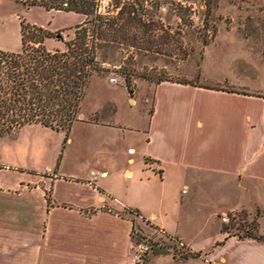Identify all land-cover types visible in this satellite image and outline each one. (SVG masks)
Masks as SVG:
<instances>
[{
  "label": "crops",
  "instance_id": "obj_1",
  "mask_svg": "<svg viewBox=\"0 0 264 264\" xmlns=\"http://www.w3.org/2000/svg\"><path fill=\"white\" fill-rule=\"evenodd\" d=\"M246 27L220 25L214 37L222 30L226 34L239 31L243 37L241 32L248 30ZM120 90L121 101L127 104L129 90L125 85ZM147 90L151 94L150 108L145 121L137 125L115 120L118 108L111 96L82 110L88 116L104 110L100 108L106 103L117 108L105 112L101 122L78 118L71 123L62 148L72 143L70 134L75 126L104 130V147L88 158L94 162L88 172H58L60 163L58 167L56 163L53 177L48 180L52 197L49 203L39 198L37 190L19 187L25 177L39 181L41 173L25 175L0 168V264H159L155 258L163 254L136 263L122 259L117 252L120 248L114 252L122 244L126 251L131 246V227L129 220L105 209L106 203L113 210L129 207L138 211L198 254L186 258L171 256L174 262L264 264V239L226 234L219 224L206 239L186 241L180 229L181 209L192 203V197L182 195L207 176L214 188V206L221 207L214 215L245 212L249 216L254 208L258 212V234L264 233V90L232 86L226 84V78L222 83L214 80L203 84L171 76L156 81ZM126 130L131 141L127 136L125 150L106 152L105 147L113 149L111 145L119 142ZM136 142L140 143L139 148ZM120 155L124 161L114 171L112 158ZM135 172L140 183L149 182L151 177L160 185V200L154 201L149 192L145 195L153 201L147 210L129 206L117 196L118 175L128 179ZM152 205L158 209L150 208ZM98 219L115 225L120 233L123 228L122 240L108 239L111 246H106L107 256L100 259L93 255L101 251L95 232ZM67 223L72 227H66ZM104 232L107 237L113 236Z\"/></svg>",
  "mask_w": 264,
  "mask_h": 264
},
{
  "label": "rangeland",
  "instance_id": "obj_2",
  "mask_svg": "<svg viewBox=\"0 0 264 264\" xmlns=\"http://www.w3.org/2000/svg\"><path fill=\"white\" fill-rule=\"evenodd\" d=\"M40 1L54 6L59 0ZM186 1L194 4L192 18L186 10L178 9L174 12L170 9L165 14V28L154 24L143 26L126 17L113 24L112 29L106 24H100L102 36L94 40V54L101 69L92 72L85 83L76 120L78 114H81V121L101 122L99 119H104L105 112L118 108L115 120L140 124L147 118L146 113L150 108L151 94L147 90L148 87L170 76L183 81H200L203 84L214 80L222 83L226 78V84L232 86L264 90V0ZM85 2L87 5L83 9L86 15L80 12L45 9L42 5H32L30 0H0V52L20 50V23L27 24L28 30H31L32 26H40L43 31L48 32L50 35L43 39L46 49H63L64 43L74 38L75 32H79L86 19L90 18V0ZM77 7L81 9L80 5ZM175 14L180 17L179 21L176 20ZM234 24L248 26V30L241 32L247 39L239 36V31L226 34L223 30L214 37L218 26ZM111 73L117 79L113 85L107 83ZM122 85L129 90L127 104L124 100L121 101ZM110 96L116 100L117 108L111 103H106V106L100 108L104 110L98 111L99 115L95 113L87 116L82 113L85 107L87 109L90 105L101 102L104 97ZM84 128L75 126L70 134L72 143L64 148L63 131H55L39 124H25L11 133L2 134L0 168L25 175L41 173L39 181L33 182L25 177L19 187L37 190L39 198H44L49 203L52 197L48 180L53 177L56 163L57 167L60 163L56 170L58 172H88L94 167V162L88 158L96 151L103 150L101 143L105 131L93 127ZM126 132H123L125 135L119 142L111 145L113 149L107 150L105 147L104 150H125L127 136L131 141L130 132ZM136 136L138 138L140 135ZM136 136L134 135L135 140ZM135 145L139 148L140 143L136 142ZM100 155L102 154L98 156ZM123 161V155L113 157L112 169H120ZM118 176L120 181L116 188L117 196L125 204L136 208L138 205L147 210L153 203L151 198H154V201L160 200V185L155 178L149 177V182L140 183L136 172L128 179L120 174ZM202 179L203 181L192 184L188 192L182 195L184 198L192 197L191 205L182 208L180 212V229L186 241L195 239L197 242L200 238L206 239L212 235L213 227L219 224L220 230L226 234L259 235L256 222L258 212L253 210L254 208L249 216L245 212H227V220L220 221L223 214L218 217L217 214L214 215V212L221 208L214 206V188H211L207 176ZM147 193L151 194V198L145 196ZM151 207L158 209L157 205ZM104 208L129 220L131 246L128 245L126 251L122 244L114 251L120 248L117 252L124 260L146 262L163 254L155 258L156 263L181 264L172 261L171 256L185 258L184 256L193 255L195 252L182 240L168 236L157 228L151 219L141 216L132 208L121 207L113 210L107 203ZM65 226L71 228L72 224L67 223ZM95 227L98 237L96 240L101 243V251L93 255L100 259L107 256L105 248L111 246L108 239L122 240L123 228L121 227L120 233L115 225L104 219H98ZM104 231L111 232L113 236H105ZM260 235L264 233L260 231ZM139 246L144 248V254L138 252Z\"/></svg>",
  "mask_w": 264,
  "mask_h": 264
},
{
  "label": "trees",
  "instance_id": "obj_3",
  "mask_svg": "<svg viewBox=\"0 0 264 264\" xmlns=\"http://www.w3.org/2000/svg\"><path fill=\"white\" fill-rule=\"evenodd\" d=\"M30 1L45 9L53 7L46 1ZM78 5L85 12V0H80ZM19 25L20 50L0 52V135L33 123L62 130L64 141L76 120L86 81L92 72L101 69L94 54V40L102 36V31L97 27L88 40L82 28L64 43L63 49L48 50L43 45V39L50 35L48 32L40 26L28 30L27 24ZM106 25L112 29V22ZM246 235L264 239V235ZM192 254L188 256L198 255Z\"/></svg>",
  "mask_w": 264,
  "mask_h": 264
},
{
  "label": "built area",
  "instance_id": "obj_4",
  "mask_svg": "<svg viewBox=\"0 0 264 264\" xmlns=\"http://www.w3.org/2000/svg\"><path fill=\"white\" fill-rule=\"evenodd\" d=\"M80 0H59L51 9L63 10L69 12H80L86 15V12L78 9ZM177 11L178 9L186 10L189 17L194 15V4L186 0H90V18L86 19L83 24L85 34L88 40L92 39L100 22L106 24L112 22L116 24L123 17L134 19L143 26L157 25L166 27L165 14L168 10ZM177 21L180 17L175 14ZM99 28V27H98ZM107 82L115 84L116 77L111 73ZM222 222L227 220V216L220 217ZM144 248L138 247V252L144 254Z\"/></svg>",
  "mask_w": 264,
  "mask_h": 264
},
{
  "label": "water",
  "instance_id": "obj_5",
  "mask_svg": "<svg viewBox=\"0 0 264 264\" xmlns=\"http://www.w3.org/2000/svg\"><path fill=\"white\" fill-rule=\"evenodd\" d=\"M78 118H80V114H78Z\"/></svg>",
  "mask_w": 264,
  "mask_h": 264
}]
</instances>
